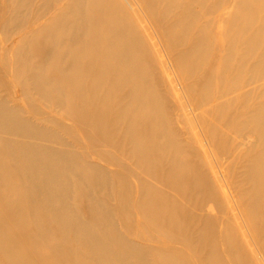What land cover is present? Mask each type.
Instances as JSON below:
<instances>
[{
    "label": "bare ground",
    "instance_id": "6f19581e",
    "mask_svg": "<svg viewBox=\"0 0 264 264\" xmlns=\"http://www.w3.org/2000/svg\"><path fill=\"white\" fill-rule=\"evenodd\" d=\"M161 67L264 251V0H0V264H248Z\"/></svg>",
    "mask_w": 264,
    "mask_h": 264
},
{
    "label": "rangeland",
    "instance_id": "374dc122",
    "mask_svg": "<svg viewBox=\"0 0 264 264\" xmlns=\"http://www.w3.org/2000/svg\"><path fill=\"white\" fill-rule=\"evenodd\" d=\"M162 71L160 69V75H161L163 83L166 85L170 84V87L174 85L173 90H170L169 86H166V85H164V86L166 87L167 96L170 100L169 105H170V110H171V114H172L171 116H172V119L175 123L174 126L176 127V130L178 131V134L180 135L179 136L180 141L181 142H189L194 147L196 154L198 155V157L203 162V164L206 168V171L209 174V178H210L212 184L214 185L216 202L214 205L211 204L210 205L211 207L207 206L206 210H208V208L211 210V211L208 210V212L210 211L209 213H210L211 217H216V218L218 217V218H220L221 222H225V220H226L228 223H231L232 226L230 225V227L235 232V234L238 236V240L240 242V245L242 246V251L244 252V256H245L246 261H248V264H264V259H263L264 258L263 257L264 251L262 250L263 248H260L259 238L255 237L251 233L247 232L246 229L244 230V227L242 226L243 224L241 225L240 220L237 221L236 216H235L238 213V208L237 207L235 208V206H233L234 200L237 199L238 194L240 193L241 188H242V186L240 187V184H238V181H239L238 175H239V173H241L243 166H244L242 156H240V158H238L236 163L233 164V160L235 158L234 156L239 149H243L246 147V145L250 142V139L249 138L247 139L249 142H245V143H243L244 145H240L239 139H236L237 135L228 132V134L227 133L226 134L228 136H230V138L228 137V139L230 141L229 142H223V143L219 144L220 148L217 150V152L219 151L218 152L219 155L215 156L213 154V152L211 154L209 150L212 149L213 146L212 147L210 146V148H209V147H207V146H209L208 143L207 144L203 143V142H207V140H206V138H201L199 136L200 130L196 124V119L194 120L193 125H191V126L187 125V127L185 126L187 129L184 126H182L183 123L180 124V122H184L183 121V120H185L184 118H187L188 116H189L188 118H193L194 113L191 114V116H190L187 114L188 109L186 110L187 112H184L183 110H182V112L179 111L180 105H179V103H176V102H177V97H180V91L177 90L178 87L176 85V82L173 80L174 79L173 76H171V72L169 70L166 71L164 68H162ZM163 74H165V75H163ZM167 82H168V84H167ZM175 95L177 97H175ZM170 98H172L173 100ZM175 98H176V100H175ZM172 111H174V112H172ZM182 113L185 116L184 118H183ZM179 115H180V118L182 117L183 119L180 120V118H178ZM196 128H198V129H196ZM183 129L185 131H183ZM195 134H197V136H198V141L195 138ZM203 144H205V145H203ZM239 145H240V147H238ZM204 146H206L207 148ZM232 157H234L233 160H232ZM207 163H209V164L214 163L215 166H217L216 169H214V170L209 169L211 164L209 165ZM218 165H219V167H218ZM207 166H209V167H207ZM227 167L230 168V174L229 175L226 174V171L228 170ZM211 170L216 172L217 178L215 176L213 177ZM220 175H221V177H220ZM219 177H220L219 180L220 181L223 180L222 183L223 182L225 183V184H223L224 186H222V184H221V187H219L220 183H221L218 180ZM213 178H215V179H213ZM221 178H222V180H221ZM216 179L218 182L216 181ZM224 194L227 196H225ZM226 201H228V203ZM231 218H233V219H231ZM257 240L259 241L258 242L259 244L255 242ZM257 252L259 255L257 254ZM258 258L261 260H259Z\"/></svg>",
    "mask_w": 264,
    "mask_h": 264
}]
</instances>
